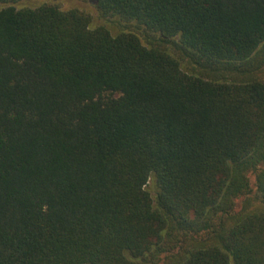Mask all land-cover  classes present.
<instances>
[{
	"label": "trees",
	"instance_id": "obj_1",
	"mask_svg": "<svg viewBox=\"0 0 264 264\" xmlns=\"http://www.w3.org/2000/svg\"><path fill=\"white\" fill-rule=\"evenodd\" d=\"M22 1L0 0V264H264V0H93L116 33Z\"/></svg>",
	"mask_w": 264,
	"mask_h": 264
},
{
	"label": "rangeland",
	"instance_id": "obj_2",
	"mask_svg": "<svg viewBox=\"0 0 264 264\" xmlns=\"http://www.w3.org/2000/svg\"><path fill=\"white\" fill-rule=\"evenodd\" d=\"M40 3H52L55 5H58L62 9H69V8H77L90 16V26L94 27L97 25H105L106 27L109 28V30L112 33H116L121 29H128L132 28V26L129 23L122 24L120 21H107L106 19L102 18L98 10L93 2V0H29V1H22L19 4L23 5H38ZM3 4H0V7ZM259 76L264 78V59L260 65V69L257 72ZM253 181V178H251ZM149 187V185L147 186ZM150 188V187H149ZM153 192V191H152Z\"/></svg>",
	"mask_w": 264,
	"mask_h": 264
}]
</instances>
